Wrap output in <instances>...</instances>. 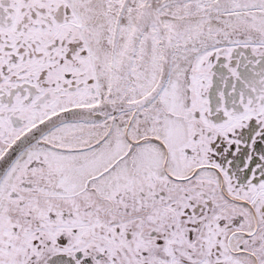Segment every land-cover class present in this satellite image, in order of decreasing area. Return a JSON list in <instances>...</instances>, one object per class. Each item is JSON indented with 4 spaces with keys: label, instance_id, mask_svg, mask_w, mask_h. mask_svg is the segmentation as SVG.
<instances>
[{
    "label": "snow or ice",
    "instance_id": "6c2138e0",
    "mask_svg": "<svg viewBox=\"0 0 264 264\" xmlns=\"http://www.w3.org/2000/svg\"><path fill=\"white\" fill-rule=\"evenodd\" d=\"M0 264H264V0H0Z\"/></svg>",
    "mask_w": 264,
    "mask_h": 264
}]
</instances>
